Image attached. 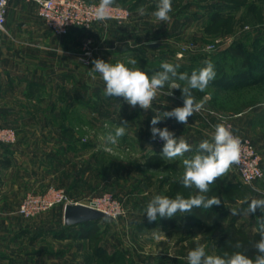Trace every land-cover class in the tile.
I'll return each instance as SVG.
<instances>
[{"label": "rangeland", "instance_id": "rangeland-1", "mask_svg": "<svg viewBox=\"0 0 264 264\" xmlns=\"http://www.w3.org/2000/svg\"><path fill=\"white\" fill-rule=\"evenodd\" d=\"M205 1L172 0L171 19L160 22L151 15L156 10L158 0H118L114 4L127 9L129 17L124 23H114L148 27L149 33H152L150 36L158 38L155 41L159 44L165 42V47L173 48L172 55L178 60H183L182 63L191 61L196 67H204L205 61H217L214 66L218 71L222 67L229 73H246L248 78L231 82L224 88L208 86L205 93L208 99L204 109L194 113L192 117L197 119L207 132L204 134L207 139L211 138L213 125L229 124L235 135L248 139L257 148L264 166V0H235L239 4L225 8L223 11L229 13L212 22H209L210 9L196 4ZM141 5L146 9L143 16L138 13ZM142 17L146 22L140 19ZM130 18L133 22L129 21ZM92 42L91 39L89 65L98 58L113 64L118 62L116 59H107V55L97 54L99 47ZM238 47H241L244 53L241 58L234 53ZM137 53L135 59L138 66L146 71L149 70L148 62L151 64L155 61L159 69L161 60L166 57L165 51L156 52L151 60L147 57L146 62L142 61L143 54ZM120 62L127 64V61ZM172 92L173 95L165 98L177 102L182 107V95L177 94L175 89ZM162 93L165 94L163 90L158 93V100L164 98L159 97ZM114 99L105 97L106 103L98 111L89 104L87 117L82 118V121L75 117L74 111L72 112L69 124L83 129L82 138L89 142L88 147L81 150V155L78 151L73 156L71 150L67 151L65 146L61 145L57 152L62 155V160L73 157L72 164H65L60 160L56 166L46 164L41 167L40 178L33 182L29 191L42 192L47 187L54 186L64 190L68 203L88 204L92 199L103 200L109 197L111 202L103 206L115 215L97 220L96 229L89 238L56 236L54 255V243L50 240L48 225L46 229L36 228L33 223L43 213L55 210L56 231H59L65 225L62 218L63 203L29 218L18 214L25 225L24 242H19L17 246L14 237L16 231L13 232L10 227L4 230L8 240L3 253L10 255L9 264H17L12 259L16 256L23 259L19 264H188L187 254L197 243L205 245L208 254L223 255V252L205 237L201 225L169 227L162 225L160 218L154 222L148 221L145 209L155 195L175 198V195L180 193L188 198L198 192L195 189L186 190L181 184L177 186L184 171L182 160L193 153H186L185 157L171 162L167 161L166 167L146 164L144 154L162 152L164 142L158 137L153 140L151 131L144 130L142 124L147 116L139 106L133 108L123 98H116V101ZM154 103L155 101L153 105ZM80 108L81 106H78L79 111ZM82 108L84 110V104ZM134 110L137 111L135 123L132 116L129 118ZM59 120H56L57 126L60 125ZM123 121L128 123L124 124ZM119 126L125 127V135L130 136V144L127 140L121 141L122 138H119L115 145L107 144L104 137L110 132L114 133L115 128ZM135 134L136 138H133ZM144 141L150 142L147 144ZM199 142L195 141L193 148ZM73 161L79 163L75 165ZM80 174L83 175L81 181L71 180L72 175ZM221 179L233 185L232 187L238 186L237 183L241 184L238 190L234 187L229 195L226 194L239 198L235 204H229L230 214L231 209H238L240 206L243 215L239 217L238 222L255 219L253 214L245 215L244 210L250 199L264 198V177L256 182L255 187L259 192L242 183L234 167L227 177ZM255 216L257 221L258 215ZM73 227L78 229L79 226ZM154 231L159 233V239L153 235ZM102 253L106 261L102 258Z\"/></svg>", "mask_w": 264, "mask_h": 264}, {"label": "crops", "instance_id": "crops-1", "mask_svg": "<svg viewBox=\"0 0 264 264\" xmlns=\"http://www.w3.org/2000/svg\"><path fill=\"white\" fill-rule=\"evenodd\" d=\"M131 18L129 21L133 22ZM140 19L146 22L143 17ZM148 30L142 25L104 21L89 28L71 27L66 35H56L45 26L37 13L35 2L8 0L4 30L0 33V122L15 127L17 139L11 144H0V264H9L10 259V255L3 253L8 240L4 231L7 227L16 231V236L14 233L13 236L16 237L17 246L19 242H24L25 225L18 216L17 206L23 195L31 190L29 187L33 186V182L39 180V169L46 164L56 166L60 160L65 164L71 163L73 157L62 160V155L57 152L61 145L65 146V150H71L73 156L78 151L81 155V150L88 147L89 142L82 138L83 129L70 125L69 116L74 111L75 117L82 121V118L87 117L89 104L98 111L106 103L104 82L98 73H91L93 64L83 61L84 42L91 38L99 47L97 54L107 55V59L127 61L129 57L137 58V52H141L151 60L154 53L165 51L164 62H184L172 55L173 48L165 47V42L159 44L155 41L158 38L150 36L152 33ZM151 43L159 46L151 47ZM159 97L164 98L156 99L152 109H142L147 116L142 124L144 130L151 131V119L157 114L156 110L170 111L181 106L165 98L167 95L164 93ZM78 106H81L80 111ZM136 113L134 110L129 116H132L134 123ZM57 119H60L59 126L56 125ZM156 127H167L176 138L183 136L192 146H195V141L207 139L204 135L207 132L194 117H189L187 124L167 118ZM127 136L121 137V141L127 140L130 144V136ZM133 138H136V134ZM78 163L73 161L75 165ZM82 178L81 174L71 176V180L81 181ZM260 214L264 215L257 209L253 214L255 219L240 222L252 223L250 228L255 229V215L259 217ZM56 221V211L50 210L33 223L36 228L46 229L48 225L49 237L54 243V255ZM12 259L17 264L23 262L20 256Z\"/></svg>", "mask_w": 264, "mask_h": 264}, {"label": "clouds", "instance_id": "clouds-1", "mask_svg": "<svg viewBox=\"0 0 264 264\" xmlns=\"http://www.w3.org/2000/svg\"><path fill=\"white\" fill-rule=\"evenodd\" d=\"M115 0H99L94 12V18L104 22L112 18L110 10ZM172 0H158L156 10L152 16L157 21L167 22L171 19ZM138 13L143 16L146 9L143 5L138 8ZM91 73H98L105 84L103 95L105 97L123 98L131 107L137 105L147 111L152 109L153 102L156 101L158 93L164 91L167 96L173 95V89H180L182 93L183 106L175 107L170 111H158L151 119L152 139L157 137L163 141L162 159L174 161L177 158L185 157L186 153H193L192 156L183 158L184 171L180 179V184L184 189L198 190V194L185 198L177 193L175 198L164 195H155L145 209L149 222H154L158 218H172L176 214H189L193 208L209 210L212 206H219L221 200L217 196H207L210 185L217 180L227 177L234 165H240L242 155V140L234 135L229 126L224 123L213 125L214 131L210 139H203L193 148L183 136L176 138L174 133L167 127H156L162 120L174 118L178 123L187 124L189 117L194 113L201 112L208 99L207 95L197 99L195 92L206 93L210 82L215 80V66L211 61H205V66L193 70L191 74L179 71V64L161 62L158 70H141L138 61L129 57L127 64L116 62L115 64L105 62L102 59H94ZM129 65L131 67H129ZM151 72V75H149ZM93 75V79H95ZM180 82H183V86ZM127 124V121H123ZM126 134L123 126L116 127L114 133L110 132L104 140L109 145H115L118 139ZM254 191H259L254 185ZM264 195V193H262ZM248 206L244 210L245 215L254 214L257 209L264 213V198H252L247 202ZM226 206V205H225ZM240 214L237 209H231V215ZM258 233L260 240L253 244L256 250L254 258H249L241 251L229 253L225 251L223 255H211L206 252V246L197 243L187 254L188 264H264V216L257 218ZM159 239V233L153 232ZM233 247L243 248V244L237 241Z\"/></svg>", "mask_w": 264, "mask_h": 264}, {"label": "trees", "instance_id": "trees-1", "mask_svg": "<svg viewBox=\"0 0 264 264\" xmlns=\"http://www.w3.org/2000/svg\"><path fill=\"white\" fill-rule=\"evenodd\" d=\"M229 1L230 2H227L226 0L225 1L206 0L205 3L198 2L196 4H198V6L201 5L202 8L204 7V9H210L209 22H212L216 18L222 17L224 16V14L229 13L228 11H225V12L223 11L225 8L239 4L235 0H229ZM178 14H180V11ZM234 53L240 58L244 56V53L242 52L241 47H238V49H236ZM141 58H142V61H146L147 57L143 55V57ZM192 59L193 58H191V60ZM161 61L164 62V59ZM152 62L151 64L148 62V65L146 64L147 67L151 70H154V69L158 70L157 64L155 63V61H152ZM216 62L217 61L213 63L215 66L217 65ZM172 64H179L180 65L179 71L188 72L189 74H191L193 70H198L203 67L202 65L200 67H196L197 65L191 61L189 63H184V64L183 63L180 64L177 62H174ZM245 64L246 62H244V65ZM215 72H216L215 80L210 82L209 86H217L219 88H224L231 82H236V81L248 78V75H245L246 73L242 74L240 71H234V72L229 73V72H226L222 67L219 68V71L215 68ZM149 75H151V72H149ZM164 90L166 91L168 89L165 88ZM175 92L179 95H182L180 89H175ZM194 94L196 95L197 99H201L205 95V93H199V92H195ZM143 158H144L145 163L151 166H154V167H166L167 166V161L162 159V155L160 151L159 152L156 151L149 155L144 154ZM262 168H264V166H262ZM178 184L180 185L179 182H177V186H179ZM237 184L238 186L234 185L236 189L240 187L241 185L239 183ZM232 186L230 184L225 183L222 179L217 180L215 184H212L209 186L210 191L206 195L209 197L217 196L221 200V204L219 206L214 205L209 210H203L201 208L194 207L192 212L189 214L177 213L176 216L172 218H167V217L160 218V223L162 225L169 226V227L201 225L203 228V233L205 237H207L211 242H213L216 245V247L219 249V251L223 253L225 251L229 253H232L234 251H241L243 252L244 255L248 256L249 258H254V256L256 255V250L254 249L253 244L259 241L261 238L260 234L258 233V224H256L255 229H251L250 225H252V223L238 222L239 217L241 215V210L239 208L240 206L237 209L240 214L235 215V216L230 214L229 204L231 203L235 204L237 200L239 201V198L236 196L226 195V194L229 195L230 191H232V188H234ZM186 190H191V189H186ZM195 194H198V192H194L192 195H195ZM261 216H264V215L260 214L259 217ZM96 221H90V222H86V223H82L78 225H72V226L64 225L62 228H60L59 231H56L55 235L61 236V237H69V238H72V237L73 238H89L94 232V230L96 229L95 227ZM73 226H79V227L78 229H73L74 228ZM237 241L242 242L243 248L236 249L235 247H233V245ZM102 258L105 261L107 260L103 253H102Z\"/></svg>", "mask_w": 264, "mask_h": 264}, {"label": "built area", "instance_id": "built-area-1", "mask_svg": "<svg viewBox=\"0 0 264 264\" xmlns=\"http://www.w3.org/2000/svg\"><path fill=\"white\" fill-rule=\"evenodd\" d=\"M33 1L37 5V13L43 20L45 26L56 35H66L71 27L89 28L94 24L101 23L94 18V12L98 1L90 0H27ZM8 0H0V33L4 30L5 12ZM112 18L107 21L124 23L129 17L127 9L114 4L110 10ZM91 39H86L83 45V61L90 63L88 56L90 54L89 46ZM138 106V105H137ZM1 117V104H0ZM231 127L229 124H225ZM231 129V128H230ZM234 133V132H233ZM235 135V134H234ZM242 140V155L240 165L233 167L237 171L242 183L252 186L264 177V168L261 165V155L256 147L246 138ZM17 139L16 128L10 125H3L0 122V144H11ZM259 192V191H258ZM69 200L63 189L54 186L47 187L42 192L27 191L21 198L17 213L22 217H33L42 212H46L58 204L63 206ZM110 198L92 199L87 205L102 210L110 215H115L105 204L110 203ZM102 203V206H101Z\"/></svg>", "mask_w": 264, "mask_h": 264}, {"label": "water", "instance_id": "water-1", "mask_svg": "<svg viewBox=\"0 0 264 264\" xmlns=\"http://www.w3.org/2000/svg\"><path fill=\"white\" fill-rule=\"evenodd\" d=\"M151 47L159 46L157 43H151ZM110 217L102 210L83 203H66L63 206V223L66 226L78 225L90 221H96Z\"/></svg>", "mask_w": 264, "mask_h": 264}]
</instances>
